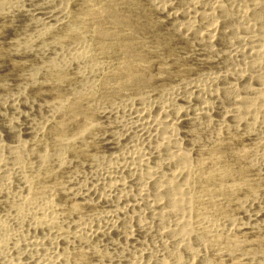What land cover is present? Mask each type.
Wrapping results in <instances>:
<instances>
[{"label":"rangeland","instance_id":"374dc122","mask_svg":"<svg viewBox=\"0 0 264 264\" xmlns=\"http://www.w3.org/2000/svg\"><path fill=\"white\" fill-rule=\"evenodd\" d=\"M27 1L30 2V0H0V14L5 12L17 14L25 11L29 6ZM255 1L259 5L264 4V0ZM61 2L66 5V12L60 22H57L58 26L54 23L50 24L51 31L45 35L40 44L37 43L32 31L30 32L25 26L18 27L11 32L12 34L0 27V96L2 97L0 102L8 96L21 95L27 99L26 102L31 103V107L39 111L45 105L48 110L52 109L41 114L47 119L45 118L44 126L38 135L34 139L26 140L28 144L34 145L37 153L45 150L50 158L48 164L41 168V163L35 155L28 165L30 171L38 172L32 184L34 190L39 191V195L27 198L28 203L36 209L33 212L34 217L36 213V219L33 218V221L30 216H26L25 219L28 221L24 220L18 229L13 222L12 204L9 201H3L4 204L0 202V220L7 224L12 223V230L15 228L18 230L16 233L10 231L13 236L10 235L9 240H0V259L6 260L8 257L6 261L9 264L33 262V264L44 262L50 264L51 260V264H104V262L116 264L113 259H106L107 252H102L105 246L100 244L98 246V242L88 238L85 233L86 227L92 225V222L94 224L96 220H89L90 216L94 215L98 219L100 215L113 211L116 208L114 204L105 203L96 209L89 210L88 207L74 213L71 206L75 199L63 197L62 191L73 190L83 183L92 181L100 168L111 163L113 155L120 156L123 153L127 155L132 152L128 150L127 153V149H123L116 151L119 153L112 154V150L102 144L113 140L128 125L130 114L135 107L138 109L155 106L160 101L166 100L172 89L181 87L191 80H201L215 68L192 58L194 40L180 39L177 32L163 23V17L154 9L155 6L150 4V0H62ZM78 50L84 58H78L80 55L76 52ZM57 53L59 54L56 55ZM68 53L73 54L70 56ZM68 56L70 57L67 58ZM90 67L93 69H89ZM47 74L51 76L59 74L63 79L61 77V79L49 80L50 76L45 77ZM12 75L16 80L11 79ZM78 97L76 107L68 111L70 103ZM57 101L60 102L62 109L56 112L52 105ZM34 112L38 115L37 111ZM59 114L63 115L64 123L63 130L59 132L64 136L57 140L50 128L59 121ZM257 116L258 119L264 120V107L263 112ZM1 123L0 119V126ZM3 130L4 128L0 127V133ZM238 132L235 131L230 135L233 137L231 142L220 143L211 134L203 136L200 134L196 138L197 143L193 145L189 154V187L186 192L192 204L191 212L197 217L190 230V236L193 241L198 237L203 238L207 250L204 251L200 247L201 249L198 248L202 250L200 253L207 257L218 258L220 264H264V237L253 236L254 233L247 235L237 233L235 236V233L231 232L233 227L245 223V215L252 206L264 200V180L261 178V167L256 160L258 156L259 159L264 155V137L257 134L256 138L250 140L251 142L249 140L246 142L243 140V134ZM71 146H74L71 151L69 149L65 152L58 151L61 157L64 155L67 167L63 168L64 164L56 165V149ZM209 171H212L215 177L205 181L202 174ZM18 177L19 175H15V178ZM220 180L224 185V191L216 187L217 181ZM58 183H62L63 189L57 186ZM9 206L10 208H7ZM83 225L86 226L85 229ZM17 233L19 234L16 235ZM77 236L89 240L86 250L81 251L83 248ZM139 237L140 241L142 239L148 241L145 236ZM31 238L37 244L43 242L45 247L39 249V252L36 251L39 246L32 245ZM152 239L154 236L149 238V243ZM67 242L73 243L69 244L71 248L74 247L71 255L64 250ZM23 246L25 249L22 248ZM28 248L34 249L32 256H35V252L46 253V249L54 256L52 253L47 255V258L43 255L40 261L35 263V258H27L29 255H24ZM117 253L119 255L118 251ZM50 255L52 256L49 259ZM124 258V254L121 253L120 262L117 264H122ZM185 258V262H191L187 256Z\"/></svg>","mask_w":264,"mask_h":264},{"label":"bare ground","instance_id":"6f19581e","mask_svg":"<svg viewBox=\"0 0 264 264\" xmlns=\"http://www.w3.org/2000/svg\"><path fill=\"white\" fill-rule=\"evenodd\" d=\"M61 1H27L29 6L25 11L17 14L1 13L0 27L11 33L18 27L25 26L30 32L32 31L37 43L40 44L46 37L45 35L51 31L50 24L57 25L66 12V5ZM150 1V4H153L154 9L158 11L157 13L163 17V23L177 32L180 39L189 40L192 38L194 40L192 58L206 66H213L215 69L201 80H191L181 87L172 89L169 97L160 101L159 104L155 103V106L138 109L135 107L130 114L128 125L113 140L102 144L112 150V154H115L116 151H123V149H127V153L128 150L132 152L127 155L124 153L123 155L117 154L120 156L113 155L111 163L100 168L92 181L83 183L73 190H63V197L75 199L73 204L71 203L74 213L88 207L89 210L96 209L105 203L114 204L116 208H112L113 211L100 215L98 219L91 215L89 220L96 219L94 224L90 221L92 225L83 226L84 229L86 227L85 233L88 238L96 240L98 246L99 244L105 246L102 248V252H107L106 259H113L116 264L120 262L121 253L125 257L122 264H220L218 258L207 257L200 253L201 248L204 251L207 250L203 238L198 237L193 241L190 236V230L197 221V217L192 214V204L186 196L189 187V154L200 134L202 136L211 134L220 143L231 142L233 137L230 135L235 131L241 132L243 140L246 142L256 138L257 134L264 137V120L258 119L257 116L263 112L264 107V4L259 5L255 0ZM153 5L152 7H154ZM26 32L28 33V31ZM26 32L23 31V33ZM2 38L4 37L2 36ZM34 41L33 43H35ZM39 47L41 46L39 45ZM79 50L82 49L79 48ZM68 55L70 54L68 53ZM79 57L84 58V55L82 57L80 53ZM55 74L53 76L47 74L45 77L50 76L49 80L61 79V75ZM10 77L14 79L13 75ZM28 96L30 95L28 94ZM78 99L79 97L70 103L68 111H72L76 107ZM26 101L27 99L20 95L8 96L0 102V119L2 121L0 127L4 128L3 133H0V202L9 201L12 204L13 222L17 228L23 224L24 220L28 221L25 219L26 216H30L31 220L36 219V213L35 217L33 215L36 209L27 201V198L39 195V191L34 190L32 184L38 172L30 171L28 168L30 160L36 155L41 163V168L47 165L50 160L45 150L42 153H37L34 145L28 144L29 142L26 141L29 138L34 139L38 135L46 118L41 114L49 108L45 105L39 111ZM52 107L56 112L62 109L58 101L53 103ZM34 111H37L38 115ZM59 116L61 120L59 119L57 124L50 128L57 140L64 136L59 132L64 128L63 115L59 114ZM73 147L56 149V165L64 164L63 168L67 167L64 155L61 157L58 151L65 152L68 149L71 151ZM258 157L256 160L261 167L260 174L264 180V155L259 159ZM15 175H19L18 179L15 178ZM202 177L206 179L205 181H209L215 175L209 171L203 173ZM217 183V185L215 184L217 189L222 191L224 189L222 181H217ZM57 186L63 189L62 183H58ZM1 206L3 205L1 204ZM245 219L243 225L237 224V227L232 228L231 232L235 233V236L237 233H243L242 235L254 233L253 236L264 237V200L262 203L252 206V209L245 215ZM11 225L12 223L7 224L2 219L0 220V240L8 239L11 235L10 231L14 233L18 231L17 228L12 230ZM139 236L143 238L145 236L148 241H144L145 239L140 241ZM153 236L154 239L149 243V238H153ZM77 239L83 248L81 251L86 250L89 240L87 241L82 236H77ZM70 243L67 242L64 249L69 255L74 252V247L69 246ZM32 245L39 246L38 249L34 247L36 251L41 250L44 246L43 242L37 244L34 240ZM22 248L25 249L24 246ZM97 249L94 250L97 251ZM33 250L28 248L26 252H23H25L24 255H29L27 258H35V263L40 261L39 259L43 255L47 258V255L52 253L46 249V253L35 252V256H32ZM184 255L191 262H185ZM51 256L48 258L50 259ZM54 259L56 260V258ZM6 260L1 258L0 264H9ZM25 261L28 262V260Z\"/></svg>","mask_w":264,"mask_h":264}]
</instances>
